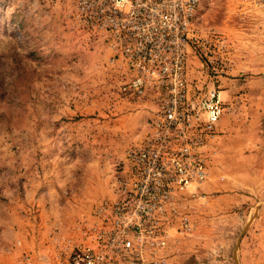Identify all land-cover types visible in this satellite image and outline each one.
I'll use <instances>...</instances> for the list:
<instances>
[{
  "label": "rangeland",
  "instance_id": "obj_1",
  "mask_svg": "<svg viewBox=\"0 0 264 264\" xmlns=\"http://www.w3.org/2000/svg\"><path fill=\"white\" fill-rule=\"evenodd\" d=\"M193 28L207 43L189 50L190 81L224 104L205 148L214 190L182 202L189 229L165 248L115 264H264V0H202ZM130 77L72 0H0V264H66L99 225L150 129L149 98L123 91ZM112 188L87 220L80 204Z\"/></svg>",
  "mask_w": 264,
  "mask_h": 264
},
{
  "label": "built area",
  "instance_id": "obj_2",
  "mask_svg": "<svg viewBox=\"0 0 264 264\" xmlns=\"http://www.w3.org/2000/svg\"><path fill=\"white\" fill-rule=\"evenodd\" d=\"M201 1L72 0L76 16L125 64V94L149 98L152 115L146 136L127 151L115 198L97 209L101 221L85 231L86 242L68 245L66 264H115L165 248L174 228L189 229L179 206L208 179L205 148L224 113L218 89L190 81L189 50L207 43L193 28Z\"/></svg>",
  "mask_w": 264,
  "mask_h": 264
},
{
  "label": "crops",
  "instance_id": "obj_3",
  "mask_svg": "<svg viewBox=\"0 0 264 264\" xmlns=\"http://www.w3.org/2000/svg\"><path fill=\"white\" fill-rule=\"evenodd\" d=\"M105 121H102V126H104V128H105ZM143 125V124H142ZM141 125V126H142ZM207 154H209L210 155V157L213 155V153L210 151V145H209V147H207V149H206V155ZM216 158H217V154H216ZM218 158H219V156H218ZM221 164H222V161L220 162ZM245 166V164H241V165H238V170H233V171H230V172H228L227 174L228 175H231V176H236V175H239V173H240V171H242L244 168H242V167H244ZM209 168V167H208ZM241 168V169H240ZM207 171H208V179H207V181L198 189V193L199 194H202V193H209V192H211V191H213L214 189H212L213 188V181H212V178H211V176H212V173H214V171L212 172V168H210L209 170L207 169ZM217 171H215V173H214V175L215 176H217ZM215 181H217V180H215ZM216 183V182H215ZM215 185V184H214ZM113 186H114V184H113ZM104 195H108L107 197L110 199V198H112L114 195H113V188L111 189V192H110V190L109 191H107V190H105V192L103 193V194H101V195H98L97 193H92V197H91V199H92V201H93V203L92 204H90V206H89V204H88V202H84V204H83V202H82V204H80V205H85V207L87 208V212L86 213H88V215H87V220H89V218H90V220H91V218H92V216H91V213H92V209L94 208V207H92V206H94L95 205V203H96V201H101L105 196ZM113 195V196H112ZM237 197V195L235 196V198ZM104 200V199H103ZM89 209H90V212H89ZM76 228H78V226L76 227ZM75 230H78V229H75ZM74 232V231H73ZM72 232V233H73ZM78 236V235H77ZM43 264H50V263H48L47 261L45 262V263H43Z\"/></svg>",
  "mask_w": 264,
  "mask_h": 264
}]
</instances>
